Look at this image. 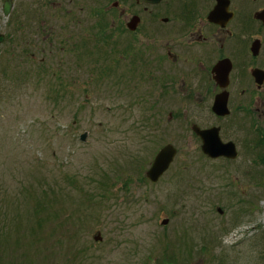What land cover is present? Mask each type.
<instances>
[{
  "label": "rangeland",
  "instance_id": "rangeland-1",
  "mask_svg": "<svg viewBox=\"0 0 264 264\" xmlns=\"http://www.w3.org/2000/svg\"><path fill=\"white\" fill-rule=\"evenodd\" d=\"M42 1L12 0L4 16L0 0V264H264V84L251 78L242 110L235 86L220 120L213 96L159 99L147 77L118 75L116 28L95 41L73 19L89 5L90 26L115 27L116 0ZM48 18L72 27L43 40ZM252 35L264 68L254 20ZM193 123L220 126L238 157L206 156ZM167 143L177 155L153 183L144 173Z\"/></svg>",
  "mask_w": 264,
  "mask_h": 264
},
{
  "label": "flooded vegetation",
  "instance_id": "flooded-vegetation-1",
  "mask_svg": "<svg viewBox=\"0 0 264 264\" xmlns=\"http://www.w3.org/2000/svg\"><path fill=\"white\" fill-rule=\"evenodd\" d=\"M48 2L62 5L61 1L55 0H44L42 4L48 5ZM251 3L252 0H223V14L220 15L218 22L212 21L209 16L218 0H116L109 9L106 8L108 12L117 11L115 27L113 24L107 25L106 21L99 22L100 20L97 25L90 26L88 14H91L92 10L87 4L85 5L88 7V13L86 14L81 6L83 14L74 16L73 19L77 28L88 26V30L93 29L92 35L101 37L95 41L102 42L104 39L111 41V38H108L111 35L104 32L108 28L112 30L116 28L118 75L124 79L125 74H128L132 79L134 77L135 81L141 79V76L147 77L149 86L146 91L149 89L148 92L157 98L176 94L184 96V101L186 99L195 101L198 97L205 101L206 98L213 96L214 102L217 94L227 91L229 108L231 96L237 86L240 87L237 93L240 101L237 102V106L242 110L252 96L253 90L248 89L251 78L254 81L251 76L252 70L254 68L264 70L252 63L262 48L260 43L259 53L252 55L251 44L255 39L252 35V20L259 26L264 25L253 18ZM102 10L100 9L98 13ZM229 14L232 17L228 19ZM82 15L84 18H81ZM55 19H43L38 25V35L43 40L51 35L56 36L62 29L70 31L71 24H53ZM68 35L73 33L70 32ZM76 36L78 39L72 43L75 52L78 51L81 42V35ZM31 57L34 58V54H31ZM226 58L230 59L232 69L228 85L222 87L213 78L214 67ZM254 84L257 90L263 87L257 86L255 81ZM159 104L160 102L156 101L151 105L157 108ZM214 115L217 120L228 116L216 113Z\"/></svg>",
  "mask_w": 264,
  "mask_h": 264
},
{
  "label": "water",
  "instance_id": "water-1",
  "mask_svg": "<svg viewBox=\"0 0 264 264\" xmlns=\"http://www.w3.org/2000/svg\"><path fill=\"white\" fill-rule=\"evenodd\" d=\"M11 0H5L3 6V14L4 16H8L11 12ZM216 7L212 11L210 19L212 21H219L220 15L223 14V0H218V4L215 5ZM254 14V18L260 20L262 24H264V8L261 10L256 11ZM232 17L229 14L228 19ZM6 37L4 33L0 32V45H3ZM261 40L256 38L253 40L251 44V51L252 55H256L259 53L261 48ZM232 69V63L230 59L226 58L221 60L217 63L214 67L215 80L220 84L222 87H226L229 83V74ZM254 78L255 83L257 86L261 87L264 83V70L261 68H254L252 70V75ZM213 106L211 109L214 113L220 116H225L230 113L228 107V93L227 91H222L221 93L217 94L214 97ZM220 127L213 126L210 128L202 129L197 124L192 126V130L200 137L201 139V150L204 152L206 156L212 159H217L220 157H225L227 159H235L238 157V150L237 146L233 141L224 142L220 137ZM86 133L80 135L81 140L86 139ZM177 148L172 143H167L164 145L160 150L156 153L155 157L153 158V162L149 169L144 173L146 177L151 182H157L164 172H166L170 165L173 163L176 155H177ZM219 212L222 213L221 208H218ZM168 219L165 218L162 220V224H166ZM96 240H101L100 233L98 232L95 235Z\"/></svg>",
  "mask_w": 264,
  "mask_h": 264
},
{
  "label": "trees",
  "instance_id": "trees-1",
  "mask_svg": "<svg viewBox=\"0 0 264 264\" xmlns=\"http://www.w3.org/2000/svg\"><path fill=\"white\" fill-rule=\"evenodd\" d=\"M260 140H262V139H260ZM264 140V139H263Z\"/></svg>",
  "mask_w": 264,
  "mask_h": 264
}]
</instances>
